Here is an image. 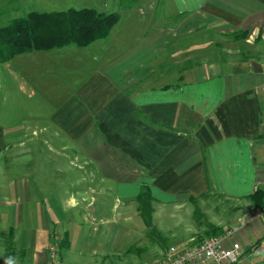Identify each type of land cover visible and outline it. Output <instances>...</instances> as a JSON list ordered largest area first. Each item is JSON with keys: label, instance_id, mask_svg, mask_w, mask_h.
I'll list each match as a JSON object with an SVG mask.
<instances>
[{"label": "crops", "instance_id": "1", "mask_svg": "<svg viewBox=\"0 0 264 264\" xmlns=\"http://www.w3.org/2000/svg\"><path fill=\"white\" fill-rule=\"evenodd\" d=\"M126 1L105 39L5 61L58 99L32 135L78 173L53 192L38 173L3 182L0 261L46 264L58 235L61 264H156L169 245L232 230L231 264H264V207L250 200L264 192V0ZM35 140L0 133L2 174L34 161L10 146ZM145 186L154 240L137 210Z\"/></svg>", "mask_w": 264, "mask_h": 264}, {"label": "rangeland", "instance_id": "2", "mask_svg": "<svg viewBox=\"0 0 264 264\" xmlns=\"http://www.w3.org/2000/svg\"><path fill=\"white\" fill-rule=\"evenodd\" d=\"M126 4V0H0V26L8 24L14 18L25 16L29 11H59L70 7H92L99 11L121 12L120 10L125 9ZM167 7L168 5L160 3L159 9L158 7L155 9H157L158 13L162 9L168 10L169 7ZM149 9L148 3L140 6L141 11L145 10L144 14L138 13L139 17H141L139 20L142 21V25L150 22ZM125 18L127 20V16ZM135 19L138 20L136 17ZM155 19L157 20V16H155ZM32 55V53H25L20 58H29ZM14 65L15 62L0 63V133L5 132L6 137L10 139L13 137L36 139V143L33 142L31 146V143L27 144L28 146H10L12 151L13 149L16 152L21 150L22 155L29 160L30 157H34V161L28 164L27 162L21 163L22 167L17 165V163L7 165V171L4 174H2L3 169H0V187L5 185V182L8 184L9 180L13 181L17 174H22V176H28L27 178H29V175L33 176L34 173H38L39 179L52 183L47 186L43 185V189L53 192L54 188H56L54 183L58 179L66 181L67 175L75 177L78 171L71 166L73 165L72 163L69 164V161L59 156L61 150L57 146H53L52 140L45 133L33 136L32 128L39 125L33 120V117L46 116L54 108L58 99L46 98L42 96V92L32 91L31 79L28 78V74L18 73ZM27 70L30 69L27 68ZM10 153L11 151L8 149L2 155H9ZM64 153L72 155V150L64 151ZM66 188L74 191L67 183L62 190ZM54 196L58 197L56 193ZM109 198H113V195H110ZM149 234L150 239L154 240L158 237L156 234L152 235L150 232ZM143 245L141 244L140 247Z\"/></svg>", "mask_w": 264, "mask_h": 264}, {"label": "trees", "instance_id": "3", "mask_svg": "<svg viewBox=\"0 0 264 264\" xmlns=\"http://www.w3.org/2000/svg\"><path fill=\"white\" fill-rule=\"evenodd\" d=\"M119 19V12L99 11L92 7L29 11L25 16L0 26V63L35 50H51L67 45L86 47L95 40L107 38ZM250 200L255 206L263 208L264 192L256 190ZM137 201L139 216L154 235L152 197L148 187H143Z\"/></svg>", "mask_w": 264, "mask_h": 264}, {"label": "built area", "instance_id": "4", "mask_svg": "<svg viewBox=\"0 0 264 264\" xmlns=\"http://www.w3.org/2000/svg\"><path fill=\"white\" fill-rule=\"evenodd\" d=\"M264 93V85L262 87ZM232 230L219 235L208 236L198 243L188 246L169 245L163 259L156 264H231L235 262L241 253L238 242L232 241L225 245L231 236ZM53 240L48 243L46 249L48 262L46 264H61L59 258V237L53 235ZM0 264H20L0 261Z\"/></svg>", "mask_w": 264, "mask_h": 264}]
</instances>
